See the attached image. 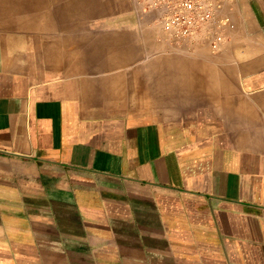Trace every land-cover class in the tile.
<instances>
[{"label":"crops","instance_id":"crops-1","mask_svg":"<svg viewBox=\"0 0 264 264\" xmlns=\"http://www.w3.org/2000/svg\"><path fill=\"white\" fill-rule=\"evenodd\" d=\"M230 15L217 51L135 24L43 66L0 30V264H264V0Z\"/></svg>","mask_w":264,"mask_h":264},{"label":"rangeland","instance_id":"rangeland-1","mask_svg":"<svg viewBox=\"0 0 264 264\" xmlns=\"http://www.w3.org/2000/svg\"><path fill=\"white\" fill-rule=\"evenodd\" d=\"M135 24L156 30L162 39L135 0H0V30L23 63L33 66H43L47 51L111 39Z\"/></svg>","mask_w":264,"mask_h":264},{"label":"built area","instance_id":"built-area-1","mask_svg":"<svg viewBox=\"0 0 264 264\" xmlns=\"http://www.w3.org/2000/svg\"><path fill=\"white\" fill-rule=\"evenodd\" d=\"M235 0H135L161 32V40L182 47L204 43L213 51L229 38L235 28L230 11Z\"/></svg>","mask_w":264,"mask_h":264}]
</instances>
